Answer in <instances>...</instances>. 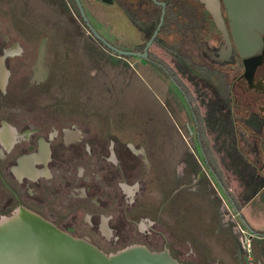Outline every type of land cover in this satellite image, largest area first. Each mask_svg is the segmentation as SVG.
I'll return each mask as SVG.
<instances>
[{"label":"flooded vegetation","instance_id":"af4514ba","mask_svg":"<svg viewBox=\"0 0 264 264\" xmlns=\"http://www.w3.org/2000/svg\"><path fill=\"white\" fill-rule=\"evenodd\" d=\"M78 1L87 22L75 0H47L49 7L65 19L57 21L36 20L34 14L40 7L36 0H0V219L28 211L106 254L141 245L151 252L167 250L179 263L197 264L185 259L197 255L191 240L184 241L183 225L176 218V228L168 227L172 221L169 216H176L170 208L172 197L185 186V177L191 188L200 182L209 186L211 182V149L202 148L205 136L203 129L200 132V106L193 105L185 85L186 92L167 77L169 44L164 36L154 39L145 58L133 55L143 53L152 35L148 37L141 28L157 27L162 8L152 0L154 6L142 0H94L101 4L102 12L114 15L112 19L125 17L145 34L141 45L123 41L121 46L116 37H101L112 48L127 54L122 55L91 36L86 23L93 28L96 20L87 1ZM155 1L165 4L166 15L167 1ZM218 1L229 32L227 8L223 0ZM157 7L160 14L155 25ZM172 15L168 26L179 30L178 41L196 37L193 43L200 45L196 55L189 49H177L179 44L171 46L173 50L176 47L175 62L188 68L186 63L192 65L193 61L197 73L192 72L205 80L210 74L205 70L208 67L211 82L206 81L220 99L211 104L226 115L233 104L241 105L244 132L252 137L247 129L255 127L253 131L264 136V33L252 56L240 58L235 52L230 63L217 66L208 62L201 50L205 45L219 48L226 42L199 0H174ZM163 24L164 19L160 29ZM88 35L96 44L95 51L88 47ZM156 48L161 55L152 52ZM87 50L91 51L90 57ZM104 66L111 68L113 80L106 91L115 93L116 98L103 121L87 116V105L81 98L83 93L101 91L104 84L99 79L104 78ZM152 72L155 86L163 90L164 102L183 123L182 127L175 124L176 136L194 142L193 148L173 165L170 180L165 158H160L159 166L155 164L157 152L148 146L146 121L141 124L144 131L135 132L134 102L124 95L128 101L124 106L120 98L134 86V75L142 83L141 74L151 79ZM155 76L160 81H170L178 92L173 89V94L167 85L162 89L165 83L157 82ZM175 94L182 99L176 110L172 105L178 104ZM211 104L208 103L210 110ZM190 122L194 129L187 133L183 126ZM172 136L163 142L167 145L175 140ZM169 183L175 188L169 189ZM230 228L236 260L240 264H264V235L244 231L238 224L239 232L249 237L241 240L236 229ZM253 239L263 244L255 254L251 250Z\"/></svg>","mask_w":264,"mask_h":264},{"label":"rangeland","instance_id":"374dc122","mask_svg":"<svg viewBox=\"0 0 264 264\" xmlns=\"http://www.w3.org/2000/svg\"><path fill=\"white\" fill-rule=\"evenodd\" d=\"M36 1H38L40 4V7L38 4L39 9L37 13L34 14L36 20H65L62 19L58 12H53V8L49 7L47 0ZM54 11L57 10L54 9ZM115 18L112 19V25H109L106 28L103 27L101 29L94 23H92V25L94 26L93 28L98 33V35L102 36L104 39L110 40L111 37H116L120 40L119 45H121L123 41H126L130 44H136L139 41V35L136 28L132 27L130 23L127 22V19L125 17L118 15L119 19L122 18L121 21ZM93 19H95V17H93ZM108 24H111V22L106 23L105 25ZM144 38L146 39V36H144ZM164 38H166V42H168L169 44L168 52L166 55L168 66L173 70V72L177 75L180 81L188 88L191 94L193 105L197 106V103L199 104L200 108H197L201 116L202 129L205 136L203 139L206 148L211 149L212 160L214 161L215 165L219 166L218 164L220 163L218 159H220L219 156L222 155V152H218L215 149L216 144L214 146V142L211 141V133L213 129H211V127L209 128L207 124V121H209L210 110L208 103L211 104V102L214 100H220L218 98V95L214 93V90L210 88L211 70L208 69V67H205V70H209L208 72L210 73L205 77L208 80L210 79V82H208L203 78L197 77L188 68L180 66L177 62H175L174 55L176 52V47L173 50L171 46L179 44L177 46V49H189L192 52L191 54L195 52L194 54L196 55L198 54V46L196 45V43H193L195 38H192V41L191 37H189L188 41L183 39V41H178L175 32H172L170 36H164ZM88 44V47L92 49L91 51H95V49L97 48L96 44L90 38L89 35ZM91 51L87 50L89 57ZM152 52L154 54L161 55L160 50L157 48L153 49ZM191 62L192 65H195L193 61ZM111 74V68L109 66H104V78L99 79V83L104 84L103 87H100L101 91L99 93H83V98L81 99L84 103H86L85 105H87V116L89 118H100L104 121V119L108 117V113L111 111V106L115 104L116 94L113 92L106 91L107 86H110V84L113 82ZM133 77L134 79L132 82L134 86H131L130 88L128 87L126 91L121 94V102L125 103L123 104L124 106L128 104V101L126 97H124V95H128L130 97V100L134 102L135 110L132 109V112L135 111V117L134 119L131 117V119H133L132 121L135 125V132L144 131L141 128V124L146 121V133L149 137L148 146L152 150H155L157 152L155 164L159 166L160 158H165L164 164L166 167V172L168 170L167 178H169L170 180V173L172 172L173 165L178 162V160L181 158L180 156H184L187 154L186 151L188 149L193 148L194 142L187 138L185 140H180L176 136V133L178 131L176 132L175 124L179 127H182L181 125L183 123H181V118L172 112V109L167 104V102H164V98L162 95L163 90L159 91L158 88L155 86V82L147 76H143V74H141V78L144 81H142V83L140 82V79L138 77H136L135 75ZM152 77H154L153 72L151 74V78ZM155 78L156 80L158 79L160 81L159 77L155 76ZM90 82H92V84L94 85L97 84V81L94 80ZM160 82L165 83L162 89H164V87H166L167 85V89H171L173 94L174 91H177L173 84L170 83V81ZM236 93L237 91L233 92L234 95ZM175 95L177 96L176 100L178 101V104H176L177 102L175 104H172L174 110H176L177 107L181 106L180 101H182V99L177 94ZM160 101L161 103H163V106H161ZM163 107H165L170 116L166 113ZM210 107V115H212V108L215 107V105L211 104ZM101 110L103 113L99 112ZM235 112L238 113L239 109L237 108ZM209 123L211 126V116ZM183 129L187 133H190V131L194 129L193 123L190 122L189 125L183 126ZM172 134L174 135V137L172 136V139L175 140H170L166 145V143L163 142V139H169L168 135ZM181 151L183 152V155ZM163 154H166L167 157L162 156ZM260 154H262V151L260 152ZM262 169L264 170V167H262ZM200 170L204 173L205 179L207 181L211 179L210 185L208 186L200 182L198 186L195 185L193 188L187 187L189 180L185 177V179L182 181L185 186L180 188L181 191L174 195L171 200L170 208L172 212L176 213V216H169V218L172 220V224L171 222L169 223L168 229L174 230L176 228L175 225L177 219L183 225L185 231L184 241L191 240V242L194 244V252H196L197 255L195 258H185L188 261L196 262L197 264H240V260H236L234 248L235 243L232 234H230V227H234L236 229L237 235L240 236L241 240H244L246 239V237H249L247 233L242 234L239 232V230L237 229L238 224L244 231H252L248 229L247 224L244 221L245 218L248 219L247 214L242 218H237L238 216L232 215L233 211L230 208L227 199L229 198L232 202H237L239 205H241L243 197L242 192H244L243 190H245L244 188L246 186V181L245 179H243L242 181H240V183H237L232 180V176L230 173H227L225 172V170L220 169L221 171H218L217 174L220 176V179L222 180V185L226 188L225 190H227L226 195H228L227 197H225L222 192L216 188L217 186L212 176H210V179H207V173H205L202 167H200ZM167 186L169 189L175 188L173 187V184L170 183ZM189 188L190 192L187 191V189ZM157 190H159V188H157ZM262 198L263 197H260L259 199H257L256 202L257 207L264 210V201H262ZM256 219L259 222V225L256 227H259V229L264 232V212L261 213V216H257ZM225 224H227L228 226H224ZM241 244L244 245L243 243ZM263 244H260L258 240L253 239L251 247L253 253L255 254L256 248ZM198 245H200V247H198Z\"/></svg>","mask_w":264,"mask_h":264},{"label":"water","instance_id":"95a60500","mask_svg":"<svg viewBox=\"0 0 264 264\" xmlns=\"http://www.w3.org/2000/svg\"><path fill=\"white\" fill-rule=\"evenodd\" d=\"M80 15L87 22L83 8L75 0ZM110 3L111 0H102ZM152 2L162 8L158 26L147 41L142 54H133L145 58L147 49L156 38L163 23L165 4ZM213 18L216 28L226 42L219 48L204 46L202 56L210 63L223 66L233 60L235 52L240 58L255 53L261 34L264 33V0H223L227 10L229 32L226 30L219 10L218 0H199ZM92 37L113 51L112 48L88 24ZM231 39V41H230ZM226 44L228 45L226 47ZM127 55V54H125ZM251 235H254L251 233ZM0 264H182L173 259L167 250L151 252L141 245H131L115 253L106 254L88 241L61 231L52 223L28 211L0 219Z\"/></svg>","mask_w":264,"mask_h":264},{"label":"crops","instance_id":"0c3cea01","mask_svg":"<svg viewBox=\"0 0 264 264\" xmlns=\"http://www.w3.org/2000/svg\"><path fill=\"white\" fill-rule=\"evenodd\" d=\"M86 1L91 13L95 17L96 21L94 24L96 26L102 29L103 27L106 28L109 25H112V18L114 15L108 11L102 12V6L100 3L94 2V0ZM109 22H111V24L105 25ZM136 30L139 35V41L136 44L141 45L145 41V34L138 29ZM112 38L113 37L110 39ZM151 79L155 81L153 77ZM216 107L218 106L212 108L215 112L211 115V129H213L211 133V141L214 142V146L216 144L215 149L218 152L221 151L222 155L219 156L220 159H218L220 163L218 164L219 166L214 164L215 169L217 171L225 170V172L230 173L232 180L237 183H240L243 179L246 181L245 190L242 192L243 197L241 205L237 202H232L229 198L227 199L229 202L228 204L233 211L232 215L242 218L247 214L248 219L245 218L244 221L247 224L248 229L255 233L263 234L264 232H262L259 227H256L259 225L256 218L257 216H261V213L264 212V210L257 207L256 201L260 197H263L262 201H264V170L262 169V167H264V136L258 134L257 131L254 132L253 130H255V127H253V130L247 129L248 133L253 135L252 137L244 132L241 118V105L233 104L232 108L226 110L228 115H226L225 112L221 113ZM237 108L239 109L238 113L235 112ZM252 124L254 126V122H252ZM261 151L262 154H260ZM211 176L216 183V188L227 197L223 187L212 172Z\"/></svg>","mask_w":264,"mask_h":264},{"label":"trees","instance_id":"16d2710c","mask_svg":"<svg viewBox=\"0 0 264 264\" xmlns=\"http://www.w3.org/2000/svg\"><path fill=\"white\" fill-rule=\"evenodd\" d=\"M142 1L148 2L152 6H154V4L150 0H142ZM166 1H167V5H168V9L169 10H167V13H166L165 18H164V24H163L162 28L159 30L158 35L155 38V41L159 40L160 36H170L172 34V32L176 33V31H179V30H176V29H172V28H170V26H168V23L170 24V21L172 20V16H173L172 15V10H173V6H174V0H166ZM157 9H158V13H157V15L155 16V19H154L155 25H157V23H158V18H159V14H160V7H157ZM155 29H156V27H152V28L147 29V30L144 29V28H141V31H146L147 36L150 37L154 33ZM176 35H177V33H176ZM194 38L196 39V37H194ZM204 44H205V42L202 41L201 45L203 46ZM198 46L200 48V45H198ZM186 65L191 71H193L194 73H197V69L193 65H190V64H187V63H186ZM165 70H166L167 77L172 81V83L175 84L180 89L185 90V92H186L184 84L180 81V79L173 72V70L169 66H165ZM206 80H208V79H206ZM200 132L202 133L201 124H200ZM201 142H202V148L206 149V145H205L204 140L203 141L201 140ZM214 164L215 163H214V161L211 158V172L215 175L216 179L219 181V183L223 187V190L226 192L227 190H225L226 188L222 185V180L220 179L219 175L217 174L218 171L215 169ZM237 208H239V207H237Z\"/></svg>","mask_w":264,"mask_h":264}]
</instances>
